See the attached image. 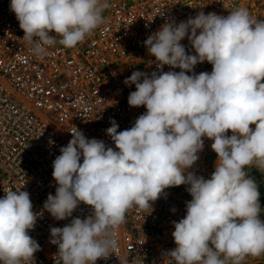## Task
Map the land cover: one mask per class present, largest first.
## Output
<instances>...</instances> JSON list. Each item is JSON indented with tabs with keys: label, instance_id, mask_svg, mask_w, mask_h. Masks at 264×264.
<instances>
[{
	"label": "clouds",
	"instance_id": "clouds-1",
	"mask_svg": "<svg viewBox=\"0 0 264 264\" xmlns=\"http://www.w3.org/2000/svg\"><path fill=\"white\" fill-rule=\"evenodd\" d=\"M109 7L108 0L10 3L37 59L57 42L65 48L82 43L105 23ZM185 37L194 55L180 43ZM144 43L161 71H134L124 83L136 88L129 106H144L146 112L123 131L110 121L106 133L115 148L74 127L53 161L57 186L44 209L56 220L71 217L81 203L92 209L84 219L50 229V243L58 247L56 264L108 258L118 249L115 234L126 224V213L139 208L150 214L166 189L180 185L188 186L192 199L186 215L173 222L176 247L163 254L167 264H242L248 256L264 255L260 193L246 171L264 172V20L243 7L227 16L199 12L178 24L164 23ZM203 62L212 71L195 74ZM164 65L180 71L163 72ZM203 138L213 141L217 155L208 179L187 171L199 159ZM4 192L0 264H32L40 245L29 231L40 214L27 191ZM122 264L133 262L125 258Z\"/></svg>",
	"mask_w": 264,
	"mask_h": 264
},
{
	"label": "built area",
	"instance_id": "built-area-1",
	"mask_svg": "<svg viewBox=\"0 0 264 264\" xmlns=\"http://www.w3.org/2000/svg\"><path fill=\"white\" fill-rule=\"evenodd\" d=\"M238 1L108 0L105 23L82 43L65 48L57 42L37 59L30 50L32 46L22 39L24 33L10 10L11 0H0V198L9 189L27 191L33 211L40 214L29 231L40 245L32 264H56L58 247L50 243V229L62 228L72 219H84L92 213L90 206L81 203L71 217L56 220L43 207L48 195H55L53 161L72 139L70 131L76 127L86 138L103 140L106 146L115 148L106 133L110 121H116L119 132L132 127L146 112L144 106H129L128 96L136 88L124 81L134 71L149 75L161 71L155 57L148 53L145 40L166 22L178 24L199 12L218 15ZM180 43L186 53L195 54L187 37ZM162 71L180 69L164 65ZM211 71L208 62L193 69L195 74ZM203 139L199 159L188 169L196 173L207 166V158L214 152L213 141ZM185 188L166 189L152 203L150 214L130 209L126 224L115 234L118 249L95 264H122L125 258L133 264H167L163 254L176 247L173 222L186 215L179 197L188 193Z\"/></svg>",
	"mask_w": 264,
	"mask_h": 264
},
{
	"label": "rangeland",
	"instance_id": "rangeland-1",
	"mask_svg": "<svg viewBox=\"0 0 264 264\" xmlns=\"http://www.w3.org/2000/svg\"><path fill=\"white\" fill-rule=\"evenodd\" d=\"M246 8L249 10L250 14L257 19L260 20H264V0H239L238 3L222 12L221 14L218 15H223V16H227L229 14L230 11H233L237 8ZM252 128L255 127V125H251ZM217 160V155L215 152L211 153L208 158H207V166H204L201 170V172H195V171H190V172H194L197 176H202L205 179L210 178L211 174L214 172L215 170V163ZM248 175L250 178L254 179L255 182L257 183L258 186V190L260 193V197H259V202L262 204V208H261V220L264 221V203L263 201H261V197L264 198V172H261L260 170H258L255 167L252 168H248L246 169ZM187 185L185 190H187ZM180 203L182 204L184 208V210L186 211V202L190 201L192 199L191 195L189 193H182L180 194ZM230 264V262H229ZM242 264H264V255L260 256V257H251L248 256L245 258L244 261H242Z\"/></svg>",
	"mask_w": 264,
	"mask_h": 264
},
{
	"label": "trees",
	"instance_id": "trees-1",
	"mask_svg": "<svg viewBox=\"0 0 264 264\" xmlns=\"http://www.w3.org/2000/svg\"><path fill=\"white\" fill-rule=\"evenodd\" d=\"M261 201H263V203H264V198L263 197H261Z\"/></svg>",
	"mask_w": 264,
	"mask_h": 264
}]
</instances>
